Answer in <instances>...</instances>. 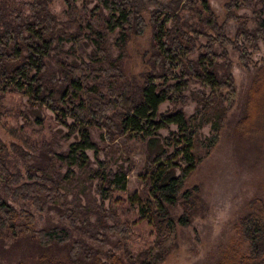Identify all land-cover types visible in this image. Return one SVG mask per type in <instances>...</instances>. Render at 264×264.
Listing matches in <instances>:
<instances>
[{"label": "rangeland", "instance_id": "1", "mask_svg": "<svg viewBox=\"0 0 264 264\" xmlns=\"http://www.w3.org/2000/svg\"><path fill=\"white\" fill-rule=\"evenodd\" d=\"M34 1L0 0V9L5 20L14 23L16 15L23 19L31 15L29 5ZM39 1L46 4L58 31L53 52L43 61L45 82L65 87L70 79L67 75H77L82 67L93 69L78 77L83 80L85 92L82 100L86 109H82L81 116L88 123L97 151L85 152V170L61 165L57 156L67 154L80 137L73 116L63 118L42 104L47 100L57 102L59 95L54 100L45 97L34 102L0 82V202L33 217L32 232L13 236L0 214V264H38L40 257L48 253L64 260L77 245L76 240L99 255L114 251L127 264L143 261L144 257L160 259L157 264H245L251 244L243 238L240 223L250 207L264 206V40L246 42L239 32L241 27L248 32L257 29L255 13L260 6L256 0L250 8H241L230 16L228 0H206L229 43L224 47L215 44L216 35L199 22V13L204 21L207 19L199 3L198 13L192 9L178 14L184 29L193 32L197 48L214 43L216 54L225 52V58L215 62L217 75L223 79L229 75L233 88L227 101L226 91H212L191 80L183 102L159 107V114L181 111L189 120L197 110L202 111L200 98L214 94L221 96L216 102L226 109L217 143L208 153L211 125L204 124L196 134V155L203 158L182 188V192L194 187L199 190L190 224L177 225L163 240L156 238L152 226L139 220L136 207L130 204L133 196L142 202L149 199L145 175L150 168L149 144L122 134L120 121L151 71V13L157 9L156 3L174 0H139L144 6V32L129 35L122 51L120 30L109 33L105 29L108 13L98 0L71 4L66 0ZM198 56L199 50L195 49L190 60ZM176 132V126L160 130L157 147H165L164 140ZM101 164L107 173L122 171L127 175L125 192L114 191L103 197L107 192L102 189L107 186L94 174ZM175 173L179 175L178 170ZM183 213L181 203L170 208L175 220ZM17 223L23 224L24 220ZM50 229L68 232L66 238L71 240L42 245L38 233ZM77 248L85 250L82 245Z\"/></svg>", "mask_w": 264, "mask_h": 264}, {"label": "trees", "instance_id": "2", "mask_svg": "<svg viewBox=\"0 0 264 264\" xmlns=\"http://www.w3.org/2000/svg\"><path fill=\"white\" fill-rule=\"evenodd\" d=\"M74 1L78 0H66V3L71 4ZM98 3L108 13L104 19L105 29L109 33L120 30L121 51L129 35H141L144 32L145 20L141 16L144 6L139 0H98ZM198 3L201 5V13L207 15L204 21L199 13V22L216 35L215 44L221 47L229 44L221 32L222 28L217 27L206 0H174L163 5L156 3L158 7L151 13L149 19L153 30L151 71L146 75L137 96H132L133 101L120 121L122 134L132 139L147 141L149 144L150 168L145 173L149 184V199L142 202L133 196L130 204L136 207L139 220L153 227L158 240L168 239L177 225L187 227L190 224L193 211L191 208H194L199 190L194 187L182 192V188L203 158L196 155V134L204 124L211 125L213 135L206 145L208 153L217 143L226 114L222 103L216 102L221 96L215 97L214 94L208 99L200 98L202 111L197 110L189 120L181 111L159 114V107L165 103L183 102V94L191 80L212 91L216 89L226 91L227 94L224 96L226 100L233 88L229 75L224 79L217 75L218 65L215 62L220 57L225 58V52L216 54L212 49L214 43L197 48L193 32L188 28L184 29L179 20L178 14L183 11L194 9L197 12ZM253 3V0H228L226 6L228 16L241 8H250ZM256 3L260 6V10L255 13L258 17L257 29L254 32L245 31L243 27L239 29L246 42L264 40V0H256ZM29 9L31 14L29 17L23 19L16 15L14 23L11 20L6 21V16L0 9V82L2 86L23 92L34 102L45 100V97L46 99L52 97L54 100L59 95L57 102L47 100L42 104L63 118L73 116L74 127L80 140L71 145L67 154L58 155V162L69 168L75 166L85 170L88 167L85 152H96L97 148L91 140L88 123H85L81 116L82 109H86L82 100L85 92L83 80L78 75L83 71L91 73L93 69L82 67L77 75H67L70 79L65 87L49 86L43 74L45 68L43 61L51 51L53 52L52 46L58 40L55 19L46 9V4L39 0L29 5ZM195 49L199 50V56L195 60H190ZM33 72L35 76H31ZM77 101L79 103L75 105ZM169 126H176L177 132L164 140L165 147L161 145L157 147L158 132ZM166 148H172L173 151L169 153ZM176 170L179 171V175H176ZM94 174L95 179L100 177L107 186V189H102V192H107L106 197L102 195L104 198L114 191H126L127 175L124 172L107 173L105 166L101 164V168ZM178 203L184 206V213L175 220L170 214V208ZM23 211L17 213L6 203L0 202V214L9 224L8 229L13 236L33 231V217ZM19 219H23L24 223H17ZM240 228L243 238L251 244V255L245 257V264H264V206L250 207L248 215L241 220ZM38 236L41 244L45 246L53 242L63 243L68 240L66 237H69L68 232L64 230L58 232L56 229L41 231ZM76 243L68 258L57 259L52 253H48L40 257L38 264H127L114 251H106L99 255L97 250L85 245L84 242L76 240ZM79 245L85 247L83 252L77 248ZM159 262L160 259L151 261L144 257L143 261L134 260L129 264ZM233 263L240 264L241 261Z\"/></svg>", "mask_w": 264, "mask_h": 264}]
</instances>
